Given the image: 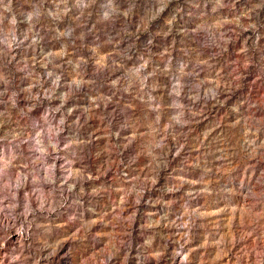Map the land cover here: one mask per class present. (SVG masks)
<instances>
[{"label": "rangeland", "instance_id": "374dc122", "mask_svg": "<svg viewBox=\"0 0 264 264\" xmlns=\"http://www.w3.org/2000/svg\"><path fill=\"white\" fill-rule=\"evenodd\" d=\"M0 264H264V0H0Z\"/></svg>", "mask_w": 264, "mask_h": 264}]
</instances>
